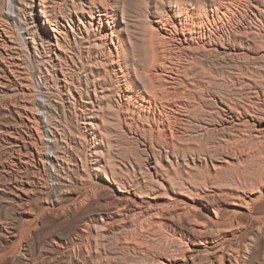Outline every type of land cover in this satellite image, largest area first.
Returning <instances> with one entry per match:
<instances>
[{
  "label": "bare ground",
  "instance_id": "bare-ground-1",
  "mask_svg": "<svg viewBox=\"0 0 264 264\" xmlns=\"http://www.w3.org/2000/svg\"><path fill=\"white\" fill-rule=\"evenodd\" d=\"M0 87L54 264H264V0H2Z\"/></svg>",
  "mask_w": 264,
  "mask_h": 264
},
{
  "label": "rangeland",
  "instance_id": "rangeland-1",
  "mask_svg": "<svg viewBox=\"0 0 264 264\" xmlns=\"http://www.w3.org/2000/svg\"><path fill=\"white\" fill-rule=\"evenodd\" d=\"M1 1L2 0H0V2ZM2 90L3 89L0 87V187L7 185V183H5V180L8 179L7 170L10 166H13V155L11 154V134L9 133V131H6V129L9 128L8 126H11L12 124L17 125L18 128L20 127L19 129H21L22 127L21 125H19L20 123L18 122V114L16 112H11V107L9 106V104H6L10 103V97H4ZM9 113L11 114V116ZM16 120L17 122H15ZM4 166L7 169H5ZM40 173L41 174H39V180L42 184L44 183L45 186L49 177L47 173L43 171ZM5 193L7 192H4V190L2 191V189H0V264H22L24 256L21 255V252L23 251L27 252V255L32 261L43 260L44 264H54L53 262H58L59 257L57 255H59L58 253H60V251L58 249H54L50 243V238L52 234L51 231H55L53 226L55 227V221L57 220L56 215L53 213H47L43 216L42 221L41 223H39L38 226H36L35 224L32 225L33 227L29 224L27 225L25 217L21 215V213H19V208ZM46 194L47 193L36 196V198L33 200L32 206H42V203L46 199ZM42 197H44V199ZM74 218L75 219H73L71 222L66 223L65 225H56L57 231L64 233L67 237H75L78 233V228L82 220V215H76ZM4 225H12L18 230L19 236L16 238L17 240L14 239L7 241L4 238L2 234V227ZM67 255L68 253L66 255L60 254L59 256H66L68 258ZM64 257L62 260H67V258L65 257V259Z\"/></svg>",
  "mask_w": 264,
  "mask_h": 264
}]
</instances>
